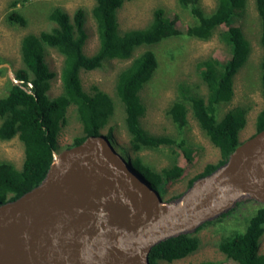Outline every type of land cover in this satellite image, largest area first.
I'll return each mask as SVG.
<instances>
[{
	"label": "trees",
	"instance_id": "16d2710c",
	"mask_svg": "<svg viewBox=\"0 0 264 264\" xmlns=\"http://www.w3.org/2000/svg\"><path fill=\"white\" fill-rule=\"evenodd\" d=\"M124 1L93 0L91 15L95 21L98 45L90 55L83 51L87 33L82 9L75 10L70 16L64 9L53 7L48 14L53 22L50 29L28 33L21 38L22 66L13 71L17 82L8 80L6 93L0 96V140L17 137L23 145V161L21 167L16 168L12 163L0 160V203L18 197L44 178L53 159L59 128L66 121L68 106H75L82 128V136L75 137L70 145L101 133L108 124L114 113V101L97 87H93L91 92L86 91L80 81L81 70L99 68L106 59H128L137 47L149 46L178 34L206 40L217 32L228 52L223 59L210 56L196 63V72L206 87L205 96L191 92L180 83L177 96L167 109L169 117L179 129L185 126L187 113L191 111L201 131L219 150V160L207 163L201 172L189 180L188 186L223 164L240 144L239 131L246 124L249 106H232L220 116L218 107L233 97L234 76L245 64L250 52L248 40L235 23L243 13L247 0H216L210 12L204 11L200 0H177L192 18L183 31L176 27L175 19L169 18L160 7L153 9L146 26L120 31L117 10ZM18 2H10L11 10L6 18L12 23L24 25L26 18L15 9ZM254 4L260 24V90L264 99V0H254ZM47 47L55 49L63 57L59 72L61 91L53 97L49 96L48 91L55 73L49 69L44 58ZM156 66L153 51L147 49L133 57L117 75L115 93L123 108L129 145L116 144V147L129 155L127 160L133 170L162 195L167 184L181 176L183 167L174 163L156 171L142 160L137 151L141 147L173 145L180 148L187 159L190 158V151L183 139L177 141L167 136L150 135L141 127L139 120L145 106L139 91ZM254 125L255 133L264 129V105L257 112ZM111 130L112 127H108L106 134L110 140ZM238 205L237 201L234 207ZM234 207L219 218L231 213ZM212 222L214 220L204 222L193 232L181 233L156 243L149 253L150 263H169L194 253L200 246L197 232ZM245 225L243 231L235 230L223 235L217 247L237 264H264V255L258 253L259 241L264 233V205L254 210ZM204 264L217 263L207 261Z\"/></svg>",
	"mask_w": 264,
	"mask_h": 264
},
{
	"label": "water",
	"instance_id": "95a60500",
	"mask_svg": "<svg viewBox=\"0 0 264 264\" xmlns=\"http://www.w3.org/2000/svg\"><path fill=\"white\" fill-rule=\"evenodd\" d=\"M241 198L264 205V129L168 201L107 136L90 135L54 151L38 184L0 203V264H151L156 243Z\"/></svg>",
	"mask_w": 264,
	"mask_h": 264
},
{
	"label": "rangeland",
	"instance_id": "374dc122",
	"mask_svg": "<svg viewBox=\"0 0 264 264\" xmlns=\"http://www.w3.org/2000/svg\"><path fill=\"white\" fill-rule=\"evenodd\" d=\"M11 1L0 0V69H2L0 70V96L6 93V82L12 81L10 73L22 66L21 38L28 33L50 29L53 22L49 20L48 14L53 7L58 6L64 9L70 16L75 10L82 9L87 33L83 51L90 55L97 49L96 26L91 15L93 0H19L15 9L26 18L24 25L7 20L6 16L11 10ZM215 4L216 0H200V5L206 12L212 11ZM157 7L162 8L169 18L175 19V25L181 31L185 25L192 22L189 13L179 6L177 0H125L117 10L118 29L123 31L146 26L151 20L153 9ZM235 23L240 26L248 40L250 52L247 61L234 76L233 97L228 102L220 103L218 110L220 116L232 106H249L246 124L239 131V140L244 141L255 133V116L264 105L260 90L262 55V48L259 44L260 24L254 0H247L243 13ZM147 49L153 51L157 66L139 91L145 106V111L139 120L141 127L150 135L167 136L177 141L183 139L188 146L187 150L190 151L189 159L184 156L180 148L173 145L141 147L137 151L142 160L156 171L174 163L183 167L181 176L168 183L165 191H162L163 199L168 201L180 196L189 187V180L201 172L207 163H216L220 155L219 150L212 145L199 128L191 111L187 113L185 126L179 129L172 122L167 109L176 98L177 86L180 83H183L191 92L205 96L206 87L196 72V63L210 56L223 59L228 56V52L217 32L206 40L178 34L149 46L137 47L132 57L128 59H106L99 68L80 71V81L86 91L91 92L93 87H97L113 99L114 113L100 134L106 136L107 129L111 126V141L115 150L124 155L126 159L129 155L116 147L117 145L128 146L129 134L123 120V108L116 97L115 83L119 71L128 65L133 57ZM44 58L49 69L55 73L48 91L49 96L53 97L61 91L59 72L63 57L55 49L47 47ZM65 118L66 121L60 126L56 137L55 153L72 144L75 137L82 136L81 123L74 105L68 106ZM0 160L8 161L16 168L21 167L23 145L17 137L0 140ZM238 202V206L234 207L235 204L232 206L234 209L231 213L221 218L219 215L212 219L214 222L199 229L197 235L200 238V246L194 253L169 263L160 261L158 264H204L207 261L217 264H237L219 251L217 242L223 235L235 230L243 231L246 219L261 205L247 198H241ZM258 253L264 255V233L259 241Z\"/></svg>",
	"mask_w": 264,
	"mask_h": 264
},
{
	"label": "bare ground",
	"instance_id": "6f19581e",
	"mask_svg": "<svg viewBox=\"0 0 264 264\" xmlns=\"http://www.w3.org/2000/svg\"><path fill=\"white\" fill-rule=\"evenodd\" d=\"M101 132V131H100Z\"/></svg>",
	"mask_w": 264,
	"mask_h": 264
}]
</instances>
